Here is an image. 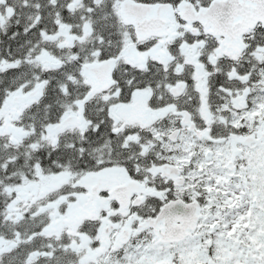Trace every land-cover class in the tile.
Here are the masks:
<instances>
[{
	"label": "snow or ice",
	"instance_id": "snow-or-ice-1",
	"mask_svg": "<svg viewBox=\"0 0 264 264\" xmlns=\"http://www.w3.org/2000/svg\"><path fill=\"white\" fill-rule=\"evenodd\" d=\"M0 264H264V0H0Z\"/></svg>",
	"mask_w": 264,
	"mask_h": 264
}]
</instances>
